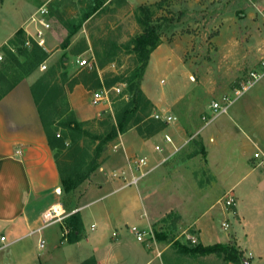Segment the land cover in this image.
Segmentation results:
<instances>
[{
  "label": "rangeland",
  "instance_id": "1",
  "mask_svg": "<svg viewBox=\"0 0 264 264\" xmlns=\"http://www.w3.org/2000/svg\"><path fill=\"white\" fill-rule=\"evenodd\" d=\"M154 1L158 0H106L90 14L91 0H4L0 3V41L12 32L20 16L25 18L36 7L22 26L27 29L24 30L27 39H31L29 35H34L36 28H41L42 47L48 57L43 61L45 68L36 67L24 78L31 84L40 77L44 79V93L38 94V100L51 112L54 121L51 130L60 137L66 134L76 139L74 148L69 139L65 140L66 147L57 158L59 163L62 159L87 162L99 141L92 134L106 135L110 126L116 123V114L129 101L127 80L134 74L137 62L128 46L131 38L140 31L135 21V7ZM41 8L46 12L39 16L36 11ZM152 9L153 18L162 25L157 54L170 45L171 51L178 53V61L181 58L183 71L177 75L154 68L153 64L149 65V56L142 82L164 99L165 107L156 109L144 99L137 107L131 105L135 110L129 113L125 130L99 152L97 167L91 175V183L93 179L95 184L82 183L77 195L62 199L68 209L82 204L86 211L122 197L128 200L137 187L144 208L142 210L139 205V211L150 221L146 231L153 238L149 240L160 238L164 242L161 244H167L164 256L161 254L164 264H227L213 253L173 252L177 241L188 243L189 239L191 245L198 241L207 245L224 238L241 249L250 261L252 254L254 262L264 264V166L255 165L251 144L242 151L239 130L244 118H264L244 101L245 97L264 92V75L240 94L234 92L236 88L240 89L248 70L258 67L264 58V0H160ZM33 14L48 26L30 21ZM171 15L176 19L166 23V18ZM69 33L72 34L68 44L61 47ZM221 55L224 58L231 55L237 60L218 61ZM245 55L247 59H238ZM78 57L89 60L93 68L79 67ZM153 62H156L155 57ZM1 74L4 77L0 76V92L23 71L19 66L8 64L0 67ZM97 79L100 87L95 83ZM75 84L80 85L74 87ZM103 86H115L119 91L111 90L110 106L97 114L103 103L96 107L97 110L93 107L99 103H88L91 92ZM205 88H208L207 93ZM224 95L233 99L227 111L205 123L202 115L208 117L211 114L208 103L212 98L220 100ZM71 98L85 102L84 107L90 110L89 113L78 114L70 103ZM194 102L198 107L191 113L199 111L196 120L188 116ZM248 106L250 111L240 116L241 108L248 109ZM168 110L173 117L169 124L164 125L152 116L155 112L169 113ZM70 116L83 122L82 133L74 135L58 125ZM190 121H195L196 125ZM172 125L183 130L182 133L178 130L181 139L177 142L175 137L178 135ZM164 134L170 136L172 148L170 143L164 142ZM119 136L121 141H118ZM209 136H213L214 142L209 141ZM113 143H117V147L113 148ZM155 145L162 150L157 151ZM175 149L170 158L153 168L137 185H126L119 190L123 181L116 180L106 187L113 180L111 170L123 167L128 157H145L151 165ZM207 151L212 168L206 158ZM227 193L235 199L232 206L223 204ZM223 221L229 224L226 229L222 226ZM88 224L87 221L86 226ZM51 227L55 226L52 224Z\"/></svg>",
  "mask_w": 264,
  "mask_h": 264
},
{
  "label": "crops",
  "instance_id": "2",
  "mask_svg": "<svg viewBox=\"0 0 264 264\" xmlns=\"http://www.w3.org/2000/svg\"><path fill=\"white\" fill-rule=\"evenodd\" d=\"M32 11L25 18H21V16L18 18L15 26L11 29L12 32L5 35L2 42L0 41V46L6 43L16 29L23 28V23ZM24 30L27 31V29ZM235 43L232 42V44ZM159 46L161 44H158L151 52L149 65L153 64L154 68L166 69L168 73L180 75L183 71L181 68L183 62H180L179 55L180 60L178 61V53L172 52L173 48L169 45L157 54ZM242 49L244 51L245 47ZM155 54L157 55L155 56ZM221 56L218 61L237 60L231 55L225 58L223 55ZM154 57L156 58L155 63L153 62ZM240 58H246V55L238 59ZM30 84L28 78H22L0 98V236H5L3 247L0 249V264H164L161 254L164 256V252L168 248L167 244H161L164 242L160 238L149 240L153 238L149 236L150 234H145L144 240L138 241L130 230V226L134 225L138 229L146 231L149 230L148 224H150L149 219L139 211V205L142 210L144 208L140 190L137 187L135 194L128 200L126 197H122L86 211H83L82 204L74 208L72 212L78 210L80 214L82 235L78 240H67L68 228L65 219L68 212L61 205L64 193L61 189L52 151L48 146L34 104ZM79 85L75 84L74 87ZM141 89L156 109L165 107L164 99L156 96L152 89L146 88L144 82L141 83ZM204 92L207 93L208 88H205ZM244 101L248 103L251 110L253 109V112H260L262 116L264 115V92L249 98L245 97ZM195 102L188 115L192 120H196L195 116L199 112L191 113V111L197 110L198 103ZM70 103L78 114L85 115L90 111L85 109V102L82 103L77 98H73V100L71 98ZM100 104L92 107L95 110ZM209 104L210 102L208 107ZM101 105L103 106L99 108L97 114L101 112L100 110L109 107L105 104ZM249 106L248 109L242 107L241 111L239 110L240 116L250 111ZM190 122L196 125L195 121ZM172 129L178 135L175 137L177 142L181 139L183 130L175 125H172ZM195 129L193 135L200 127ZM239 130L242 134L240 139L242 151L250 144L254 149L253 152L256 148L264 151V118L263 120L256 119V117L253 119V116L252 119L244 118L241 120ZM120 137H118V141H121ZM208 139L214 142L213 136H209ZM172 146L170 143V148ZM172 152L169 150L163 156L171 155ZM206 158L212 168L208 151ZM116 180L118 181V179H113L108 182L106 187L111 186V182ZM94 184L95 180L92 179L90 185ZM119 187V190L124 188ZM56 204L60 205L64 213L54 218L50 223H44L41 218L42 211ZM87 221L88 226H86ZM52 224L55 227H51ZM92 224L93 227H91ZM49 226L50 229H47ZM114 230L117 232L115 236L112 235ZM39 239L44 241L42 247H38ZM217 241L227 243L226 238ZM175 250L173 252L176 254H184L176 247ZM248 253L250 254V252ZM250 258L251 264H257L253 261L252 254H250ZM166 263L168 262L166 261ZM227 264L232 263L227 262Z\"/></svg>",
  "mask_w": 264,
  "mask_h": 264
},
{
  "label": "trees",
  "instance_id": "3",
  "mask_svg": "<svg viewBox=\"0 0 264 264\" xmlns=\"http://www.w3.org/2000/svg\"><path fill=\"white\" fill-rule=\"evenodd\" d=\"M105 1L106 0H91L88 14L93 12L96 8L101 7ZM159 1L160 0L154 2H144L138 4L135 7V21L139 25L140 31L131 38L128 46L129 50L135 55L137 62L134 74L130 79L127 80V88L130 94V99L116 114V123L110 126L106 135L101 137V135L92 134L93 138L99 139V141L94 148L93 155L88 159L87 162L79 160L69 162L67 159H62L61 163H59L57 158L60 156L61 150L65 149L66 147L65 140L69 139L74 148L76 146V144H74L76 139L75 137L71 135L67 136L66 134L63 137H60L51 130L50 126L54 124V121L51 117V112H49L47 107L38 100V94L44 93V79L40 77L33 84H30V91L39 116V120L44 130L48 146L52 151L53 158L56 163L64 198L65 196L67 197L69 195H77L82 183L87 184L91 181V175L97 167V158L99 156V152L103 149L107 142L125 130L127 121L129 119V113L135 110V108H132L131 105L137 107L139 101L142 99L150 102L141 89V82L150 53L160 43L162 36V25H160V23H158L156 19L153 18L152 9L154 5H158ZM1 2L2 0H0V3ZM177 17L179 16L177 15ZM174 19L176 18L171 15V18H166L165 21L166 23H169ZM71 34L72 33H69L64 39V41L61 43V47H65L68 44V38ZM25 38V31L22 27H20L16 29L14 34L1 47L4 56L3 60L1 59L2 61H0V67L6 66L8 64L19 66V68L22 69L23 74L17 77L14 82L7 85V87L0 92V98L6 94L18 81L24 78L27 74L31 73L42 61L48 57V52L44 49V47L37 44L33 39H31L30 44L26 46L25 40L27 38ZM0 76L4 77L3 74ZM78 82L83 83V81ZM74 83H77V81H74ZM95 83L98 87L101 86L100 80L97 79ZM58 125L66 128L68 131H71L74 135L76 133L79 134L83 132V122L79 121L73 116L63 119L62 121L58 122ZM157 130L153 132H156ZM61 205L64 207L65 211L68 212V216L65 219V224L68 228L67 240H78L82 235V224L79 211L75 210L72 212L74 208L68 209L65 199H62ZM187 242L188 243H181L177 241L174 246L183 253L197 255L213 253L220 256L224 262H231L233 264H251L250 260L243 255V251L238 247H235L233 244L215 242L212 244L203 245L198 241L194 244L192 243L191 245L189 239Z\"/></svg>",
  "mask_w": 264,
  "mask_h": 264
},
{
  "label": "built area",
  "instance_id": "4",
  "mask_svg": "<svg viewBox=\"0 0 264 264\" xmlns=\"http://www.w3.org/2000/svg\"><path fill=\"white\" fill-rule=\"evenodd\" d=\"M38 12L39 16H41L42 14H44L46 12V9L41 8L38 9L36 11V13ZM35 13V14H36ZM35 14H33L30 18V21L37 22L38 24L44 25V26H48V24L43 21L42 18H39V16H35ZM35 34L34 35H29V37H31V39H33L37 44L43 46V37H42V30L40 27L35 29ZM29 34V33H28ZM31 39H26L25 40V45L30 44V40ZM2 59V56L0 54V60ZM77 64L79 65V67L81 68H93L92 63L87 60L86 58L82 57H78L77 58ZM38 68L40 70H42L43 68H45L44 62L42 61L39 65ZM264 75V58H262L259 61L258 67L253 66L251 69L248 70V73L246 74V77L244 78V80L241 82V86L240 89L236 88L234 90L235 94L238 95L240 94L242 91H245L246 89H248L251 85H253L257 80H259L262 76ZM111 90L118 92L119 89L116 88L115 86H111V87H101L98 89H95L91 92V97H90V103L91 104H100L103 103L105 105L110 106L111 103V96H110V92ZM233 99H230L228 96H222V98L220 100L217 99H213L211 100L209 107L211 109V114L206 117V115H202V118L204 119V122L207 123L209 120H211L212 118H214L215 116H217L220 113H225L227 111V107L228 105L232 102ZM155 119L161 121L165 124H169L170 122H172L173 117L170 113H166V114H160L158 112L153 113L152 115ZM163 140L166 143H172V140L170 138V136L168 134H164L163 136ZM187 142V141H186ZM184 144V143H183ZM182 144V145H183ZM112 147L115 148L117 147V143H113ZM154 148L157 151H161L162 147L155 145ZM179 148V147H178ZM177 148V149H178ZM173 150L172 154L177 150ZM171 154V155H172ZM169 155H165L162 157V159L154 164H149L148 160L145 157H132V158H128L126 164L123 167H120V169H113L111 170L110 174L112 176V178L114 179H118V180H122L123 183L120 185V187H125L126 185H137L138 182L144 177L146 176L153 168H155L157 165L162 164L165 160H167V158ZM252 157L255 160V165L256 166H264V152L260 149L255 150L252 153ZM119 187V188H120ZM225 206H232L235 204V199L229 194L227 193L225 199H224V203ZM63 212V210L58 211V209H56L54 207V205H51L50 207L46 208L44 211H42L41 214V218L43 220L44 223L48 224L51 221L54 220V218L59 217ZM228 222L227 221H223L222 222V226L224 229H226L228 227ZM91 227H93V224L91 225ZM130 230L133 231V233L135 234V238L138 241H143L144 240V236L145 234H149L148 231H144V230H140L138 229L136 226L132 225L130 226ZM117 234L116 231L112 232V235L115 236ZM150 236L152 237V234L150 233ZM5 240V236H0V249L3 247V242ZM193 242H195V239H192ZM44 245V241L43 239H39L38 240V247H42Z\"/></svg>",
  "mask_w": 264,
  "mask_h": 264
},
{
  "label": "bare ground",
  "instance_id": "5",
  "mask_svg": "<svg viewBox=\"0 0 264 264\" xmlns=\"http://www.w3.org/2000/svg\"><path fill=\"white\" fill-rule=\"evenodd\" d=\"M54 207H55L56 209H58V211H61L60 205L56 204V205H54Z\"/></svg>",
  "mask_w": 264,
  "mask_h": 264
}]
</instances>
